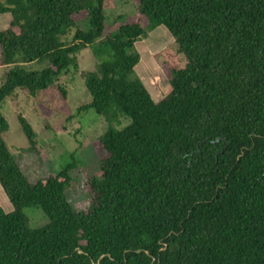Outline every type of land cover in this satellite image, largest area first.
Here are the masks:
<instances>
[{"label":"trees","instance_id":"16d2710c","mask_svg":"<svg viewBox=\"0 0 264 264\" xmlns=\"http://www.w3.org/2000/svg\"><path fill=\"white\" fill-rule=\"evenodd\" d=\"M136 13L107 24L114 0H6L0 64V264H264V0H134ZM163 25L178 53L165 51L170 91L155 100L131 78L129 49ZM74 29L73 34L71 31ZM94 47L110 58L83 73L93 107L108 123L93 141L100 167L75 211L69 163L32 182L3 140V101L22 89L63 105L59 78ZM128 117L129 124H114ZM31 150L36 133L19 116ZM49 222L29 225L23 208Z\"/></svg>","mask_w":264,"mask_h":264},{"label":"rangeland","instance_id":"374dc122","mask_svg":"<svg viewBox=\"0 0 264 264\" xmlns=\"http://www.w3.org/2000/svg\"><path fill=\"white\" fill-rule=\"evenodd\" d=\"M2 2L6 0H0ZM136 13L134 0H114L112 8L104 10L107 24L124 21ZM11 19L9 13H0V30L6 28ZM74 29L71 31L73 34ZM170 51L179 61V66L186 65V58L178 53L172 35L163 26L147 29V34L140 38L129 53L138 55L131 78H137L150 90L155 100H160L171 87L169 79L173 72L165 51ZM77 64L60 76L59 83L66 89V108L43 93L31 95L22 89H16L13 96L6 98L1 112L8 122V129L3 133V140L23 173L32 182L52 175L74 163L70 171L73 184L67 189L68 200L75 211H82L91 205V194L85 190L88 178L99 172L100 163L93 148V141L107 131L106 119L98 114L91 104L83 73L92 71L97 63L110 58L108 53L97 55L94 47L82 49L76 55ZM45 63L17 61L12 64H0V83L11 69L40 71ZM19 116L25 119L36 133V151L31 150ZM128 117H121L113 126L120 129L129 124ZM0 206L11 209L8 198L0 185ZM24 215L32 228H38L49 222L48 217L38 206L23 208Z\"/></svg>","mask_w":264,"mask_h":264}]
</instances>
